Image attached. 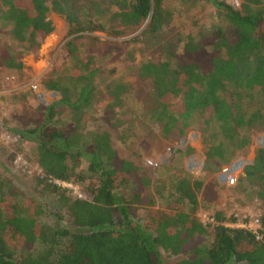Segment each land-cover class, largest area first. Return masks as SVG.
Masks as SVG:
<instances>
[{"label": "trees", "instance_id": "trees-1", "mask_svg": "<svg viewBox=\"0 0 264 264\" xmlns=\"http://www.w3.org/2000/svg\"><path fill=\"white\" fill-rule=\"evenodd\" d=\"M164 1L0 0V36L6 39L0 40V68L20 69V58L52 32L53 13L67 26L65 53L74 66L91 71L77 75L74 94L59 81L42 84L59 100L43 109L35 126L10 130L34 144L42 176L29 181L31 195L21 200L0 177V264H162L159 251L183 257L168 264H264V149L253 151L238 179L263 206L255 240L244 229L224 227L236 219L220 211L213 224L196 216L199 201L219 202L214 181L176 177L166 211L158 210L149 174L119 157L109 133L85 132L94 94L104 118L117 110L112 131L126 128L120 140L138 128L150 132L145 124L156 125L162 136H185L197 120L205 160L215 166L246 148L253 129L264 128V0H240L238 9L207 0L216 14L185 37L170 25ZM144 23L137 37L122 39ZM133 44L160 61L134 64ZM122 56L137 89L120 80L96 88V64ZM129 94L135 108L125 106ZM54 106L70 113L60 128L52 124ZM53 180L83 187L85 197L69 195Z\"/></svg>", "mask_w": 264, "mask_h": 264}, {"label": "rangeland", "instance_id": "rangeland-1", "mask_svg": "<svg viewBox=\"0 0 264 264\" xmlns=\"http://www.w3.org/2000/svg\"><path fill=\"white\" fill-rule=\"evenodd\" d=\"M223 1L234 9H238L240 2V0ZM164 7L170 14V25L174 26L175 31L183 37L189 34L196 35L202 19L216 14L207 0H166ZM48 19L52 25V32L43 39L37 50L20 58V69L0 68V177L3 183L10 184L15 189L16 196L20 200L31 195L29 181L38 177L39 174H37L38 168L32 157L34 144L20 140L10 130L20 129L22 125L35 126L41 121L40 115L43 109L59 100L58 93L45 89L42 84L48 81H59L67 87L70 93L74 94L80 86L77 75H91L90 70L74 66L73 59L65 53V43L69 38L67 37V26L63 20L53 13L49 14ZM145 24L126 31L122 39L137 37L143 31ZM93 35L99 39L104 38L102 34ZM0 40L6 42L2 36ZM130 50L134 64L158 63L161 59L159 55L150 54L140 44H133ZM180 53L181 46L177 55ZM125 64L123 56L115 61L108 57L103 62L97 63L95 66L97 72L92 76V83L96 88H103L109 82L114 83L120 80L129 84L131 91H134L133 89H137V81L134 74L124 69ZM74 70L77 72L74 73ZM123 99L126 107L135 108L138 105L130 94L124 96ZM52 110L56 113L52 124L57 128L62 127L69 119L70 113L67 108L60 109L57 106H54ZM116 112L117 110L114 111V115L111 113L108 120L104 118L94 94L91 108H86L88 122L85 132L109 133L112 147L119 157L133 160L142 171L149 174L150 189L154 193L156 209L166 211L165 199L168 197L172 183L177 179L176 177H183L190 181L215 182V190L219 196L217 205L198 202L196 216L202 223L218 211L222 212L226 218L233 217L235 214L242 217L244 213L250 216L262 213V204L253 198L252 190L238 183V179L242 175V169L251 164L253 151L264 149V128L253 129L250 143L246 148L233 154L227 163L215 166L205 160L203 137L197 128V120L192 121V129L185 136H179L176 132L162 136L156 125L145 124L150 132L147 130L142 132L138 128L133 134H128V137H122L123 140H120L117 137L123 134L126 128H120L117 134L112 131L115 120L119 118L115 116ZM187 148H190L192 152L185 155L183 151ZM146 161L152 162L153 166H149ZM237 161H241L243 165L237 172L236 184L233 187L219 185L216 181L217 174L222 168ZM73 186L76 187V191L75 193L69 191V195L85 197L83 187ZM123 192L126 193V191ZM43 201L48 203V197H45ZM138 214L142 221L144 210H139ZM46 220L48 219L41 218L42 222ZM159 256L162 264L183 258L182 256H168L162 251H159Z\"/></svg>", "mask_w": 264, "mask_h": 264}, {"label": "built area", "instance_id": "built-area-1", "mask_svg": "<svg viewBox=\"0 0 264 264\" xmlns=\"http://www.w3.org/2000/svg\"><path fill=\"white\" fill-rule=\"evenodd\" d=\"M235 6H237L235 4ZM149 166H153L152 162H147ZM194 165V164H191ZM242 162L237 161L232 163L231 165L224 167L221 169V171L217 174L216 176V181L219 185H225V186H230L233 187L236 184V179H237V172L241 169L242 167ZM38 176H42L41 172L38 170ZM53 183L61 188L66 189L67 191H73L75 193L76 187L71 185L70 183H65V182H60L58 180H53ZM77 198H81L80 195L76 196ZM259 216L260 213H255L254 215L250 216L246 213L242 215V217H239L237 214L233 215V217L236 219L235 222L228 223L224 222L222 225L224 227H229V228H240L244 229L254 237L255 240H259L260 237V230H261V225L259 222ZM239 217V218H238ZM213 218H209L205 220L204 224H213Z\"/></svg>", "mask_w": 264, "mask_h": 264}]
</instances>
